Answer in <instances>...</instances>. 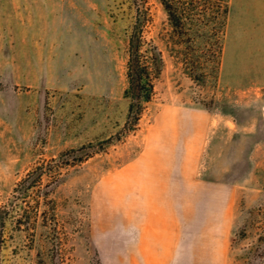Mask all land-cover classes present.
Masks as SVG:
<instances>
[{"label":"rangeland","instance_id":"374dc122","mask_svg":"<svg viewBox=\"0 0 264 264\" xmlns=\"http://www.w3.org/2000/svg\"><path fill=\"white\" fill-rule=\"evenodd\" d=\"M145 1L128 132L142 0H0V207L41 165L55 205L0 264H264V0H184L178 28Z\"/></svg>","mask_w":264,"mask_h":264},{"label":"trees","instance_id":"16d2710c","mask_svg":"<svg viewBox=\"0 0 264 264\" xmlns=\"http://www.w3.org/2000/svg\"><path fill=\"white\" fill-rule=\"evenodd\" d=\"M168 21L174 28L182 26L184 19V0H160ZM139 12V24L131 34L129 41V58L127 61V77L129 84L136 87L138 92L137 102L131 103L125 122V131H135L143 111V103L151 100L153 96V80L160 73L155 56V45L147 40L143 34V29L147 21L146 1L142 0L137 8ZM223 12H226L224 8ZM142 17V19H141ZM38 176L46 174L44 165L38 166L33 172L19 182L14 189V194L10 203L0 207V261L2 248L5 243V231L7 223L12 220L18 230H32L38 219L43 223L55 221V205L49 199L51 193L50 186L41 185L40 182L28 183L34 173ZM55 223V222H54Z\"/></svg>","mask_w":264,"mask_h":264}]
</instances>
